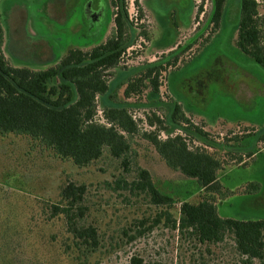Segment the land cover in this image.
Segmentation results:
<instances>
[{"label": "rangeland", "instance_id": "rangeland-1", "mask_svg": "<svg viewBox=\"0 0 264 264\" xmlns=\"http://www.w3.org/2000/svg\"><path fill=\"white\" fill-rule=\"evenodd\" d=\"M212 1L0 0L1 50L11 67L46 70L69 50L104 43L114 29L115 4L119 9L124 5L135 36L144 33L146 38L138 37L126 51L122 69L177 59L159 80L161 99L171 96V105H179L211 140L235 150L236 157L253 153L237 164L226 149L207 148L224 166L218 180L226 194L216 200L218 215L264 220V69L234 46L231 28L239 16V0L225 1L217 29L209 24ZM145 95L128 101L145 103ZM152 111H132L142 132L153 130L144 122ZM200 145L194 141L190 147ZM126 161L124 169L121 159L104 151L99 160L79 168L26 136H0V264H129L132 256L144 264H240L230 234L219 243L202 244L166 222L164 211L177 220L181 202L202 200L193 180L168 168L139 136L133 138ZM139 168L149 173L159 192L173 198L170 208L116 189L117 180H135ZM68 183L86 187L85 214L78 225L96 229L98 246L92 251L75 239L62 215L53 213ZM139 231L141 236L131 238Z\"/></svg>", "mask_w": 264, "mask_h": 264}, {"label": "trees", "instance_id": "trees-1", "mask_svg": "<svg viewBox=\"0 0 264 264\" xmlns=\"http://www.w3.org/2000/svg\"><path fill=\"white\" fill-rule=\"evenodd\" d=\"M225 1H212L215 8L209 24L214 29L221 23ZM262 2L239 0V16L231 35L236 34V50L264 69ZM115 8L114 29L104 43L86 51L69 50L57 64L43 71L14 68L6 62L1 50L0 27V136H26L39 147L52 151L56 158L79 168L99 160L107 151L113 159H121L124 169L132 140L139 136L154 148L168 168L193 180L204 195L197 204L181 202L178 221L168 219L170 215L164 211L166 222L182 233H192L202 244L219 243L224 235L230 234L241 257L240 264H253L254 260L264 264V220L221 218L217 213L216 200L226 194L218 180L224 166L207 148H226L211 140L179 105H171V96L167 95L168 101L160 97L159 80L171 64L176 65L177 59L159 65L158 61L146 63L124 71L121 64L126 51L135 45L138 37L146 38V35L135 36L136 28L128 19L124 5L119 9L115 4ZM116 71L120 73L116 75ZM144 93L145 103L128 101ZM139 108L153 110L144 121L152 131H141V121L132 114L133 109ZM160 133L165 135L164 139L159 138ZM194 141L201 145L191 148ZM226 150L232 154L231 162L237 164L253 155L236 157L235 150ZM116 189L145 195L157 207L168 209L173 203V198L159 192L149 173L141 168L130 183L117 180ZM85 194L84 185L68 183L60 190L59 206L52 209L64 217L75 239L92 251L98 246L96 229L78 225L85 214L82 206ZM143 231L131 238L141 236ZM129 264L144 262L132 256Z\"/></svg>", "mask_w": 264, "mask_h": 264}, {"label": "crops", "instance_id": "crops-1", "mask_svg": "<svg viewBox=\"0 0 264 264\" xmlns=\"http://www.w3.org/2000/svg\"><path fill=\"white\" fill-rule=\"evenodd\" d=\"M187 115V114H186ZM191 117V116H190Z\"/></svg>", "mask_w": 264, "mask_h": 264}]
</instances>
